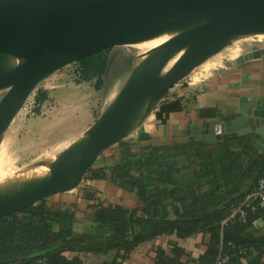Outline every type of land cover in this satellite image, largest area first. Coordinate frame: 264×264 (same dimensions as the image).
Here are the masks:
<instances>
[{
  "label": "water",
  "instance_id": "obj_1",
  "mask_svg": "<svg viewBox=\"0 0 264 264\" xmlns=\"http://www.w3.org/2000/svg\"><path fill=\"white\" fill-rule=\"evenodd\" d=\"M165 35L145 54L128 57L131 73L77 140L35 164L29 176L0 185V218L77 189L98 158L139 130L170 89L240 37L264 35V0H0V91H6L0 148L26 100L53 73L102 50ZM263 52L246 53L234 64L258 60ZM227 118L214 135L208 130L198 138L254 142L258 136L254 145L264 149V107L234 110ZM73 230L109 236L97 225ZM223 239L253 241L232 228Z\"/></svg>",
  "mask_w": 264,
  "mask_h": 264
},
{
  "label": "crops",
  "instance_id": "obj_2",
  "mask_svg": "<svg viewBox=\"0 0 264 264\" xmlns=\"http://www.w3.org/2000/svg\"><path fill=\"white\" fill-rule=\"evenodd\" d=\"M228 47L186 78L187 86L180 95L191 93L196 98L195 109L170 113L165 121L156 117V109L139 130L110 148L93 166L96 171L119 165L127 154L124 149L128 159H146L148 166L132 171L140 179L142 194L111 180L93 179L87 173L77 189L47 199L49 207L73 218L74 228L94 226L95 210L112 206L128 210L134 221L143 224L129 232V241L139 234L147 237L155 231V235L126 254L115 249L104 251L109 233L108 237L95 238L74 232V238L88 239L70 250L57 246L65 257L79 258L82 264H202L212 243L210 228L218 224L212 217L254 187L264 160V149L254 145L258 136L254 142L249 138L214 142L198 138L208 130L214 135L215 127L228 119V112L264 107V52L258 60L235 65L240 56L255 50ZM229 170H233L232 176ZM88 194H94L93 200ZM162 221L179 226L186 222L180 227L195 233L183 239L171 229L157 236ZM250 231L254 237H247L253 241L263 238L264 224L256 223Z\"/></svg>",
  "mask_w": 264,
  "mask_h": 264
},
{
  "label": "trees",
  "instance_id": "obj_3",
  "mask_svg": "<svg viewBox=\"0 0 264 264\" xmlns=\"http://www.w3.org/2000/svg\"><path fill=\"white\" fill-rule=\"evenodd\" d=\"M96 55L85 57L79 62L82 64L86 76L98 75L100 78L104 73L105 60L99 62L96 60ZM195 108L196 98L191 93L186 92L177 97L174 96L170 101L161 103L157 107L156 117L165 121L170 113L189 111ZM124 152L127 154L124 155L119 165L96 171H93L92 167L88 173H91L90 176L93 179L111 180L121 187H128L131 191L136 190L137 194H142L144 190L140 179L135 177L132 171L139 169V167L148 166V163L146 159H128L129 153L126 149ZM262 162L261 167H259L258 179L264 175V160ZM230 175H233V170H229ZM87 198L93 200L94 194H88ZM239 198L229 201L222 212H217L212 217V220L217 221L218 224L216 227L210 228L212 243L201 260L202 264H214L221 252L232 256L230 264H263L264 237L241 245L232 242L234 246L228 245L231 241L221 239L220 223L227 217L230 205ZM47 202L48 200L40 201L22 212L0 218V264H35L42 257L48 258L46 264H82L79 258L68 259L56 247L62 246V249L70 250V247L77 246L88 237L74 238L73 218L49 207ZM94 223L110 234L106 243L107 248L104 251L115 249L128 254L141 242L150 240L155 235V231H152V234L147 237L146 234H139L133 242L129 241V232L143 224L139 220L134 221L133 215L122 207L97 208ZM256 223L264 224V210L250 215L245 224H236L230 228L237 230L244 236L254 237L250 229L254 228ZM163 224V228L157 233V236L166 234L171 229L177 231L178 238L183 239L195 233L193 229L185 230V228L180 227L181 225L186 226V222H182L180 226L169 222H163ZM103 246L105 247V244ZM95 248L100 249L101 247ZM87 250L91 251L90 249ZM240 250H243L244 253H239Z\"/></svg>",
  "mask_w": 264,
  "mask_h": 264
},
{
  "label": "rangeland",
  "instance_id": "obj_4",
  "mask_svg": "<svg viewBox=\"0 0 264 264\" xmlns=\"http://www.w3.org/2000/svg\"><path fill=\"white\" fill-rule=\"evenodd\" d=\"M228 46L232 50L264 51V37L244 36ZM135 52L137 49L132 47L126 50L112 47L96 53V60H105L104 73L100 78L98 75L86 76L82 64L76 61L39 84L12 121L1 145L0 174L4 178L0 179V185L15 183L29 176L35 164L77 140L107 108L131 73L132 65L127 59L132 57L130 53ZM186 81L170 89L161 103L179 96L181 89L187 86ZM5 93L0 91V100ZM115 147L117 145L112 148ZM107 152L93 166H97Z\"/></svg>",
  "mask_w": 264,
  "mask_h": 264
},
{
  "label": "built area",
  "instance_id": "obj_5",
  "mask_svg": "<svg viewBox=\"0 0 264 264\" xmlns=\"http://www.w3.org/2000/svg\"><path fill=\"white\" fill-rule=\"evenodd\" d=\"M260 210H264V175L250 191L230 205L227 217L221 222V229L225 231L236 224H245L250 215ZM228 245L234 246L232 242ZM239 253L243 254L244 251L240 250ZM231 260L232 256L221 252L214 264H230ZM47 261V257H42L35 264H46Z\"/></svg>",
  "mask_w": 264,
  "mask_h": 264
},
{
  "label": "bare ground",
  "instance_id": "obj_6",
  "mask_svg": "<svg viewBox=\"0 0 264 264\" xmlns=\"http://www.w3.org/2000/svg\"><path fill=\"white\" fill-rule=\"evenodd\" d=\"M259 37H264V35H256ZM169 38V35H165L156 39L152 40H147V41H140L136 43H132L126 46H122L124 50L128 49L129 47L136 48L137 52L135 53H130L129 56L131 55L132 57H137L145 54L149 50L155 48L156 46L160 45L164 41H166ZM3 175L0 174V179H2ZM4 178V177H3ZM7 180V179H6Z\"/></svg>",
  "mask_w": 264,
  "mask_h": 264
}]
</instances>
